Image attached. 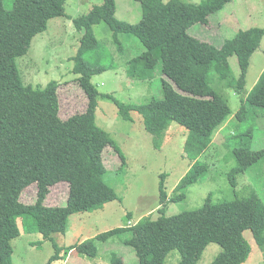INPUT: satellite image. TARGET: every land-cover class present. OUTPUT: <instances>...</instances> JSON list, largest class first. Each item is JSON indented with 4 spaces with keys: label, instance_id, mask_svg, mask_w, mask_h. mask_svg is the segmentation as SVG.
Wrapping results in <instances>:
<instances>
[{
    "label": "trees",
    "instance_id": "trees-1",
    "mask_svg": "<svg viewBox=\"0 0 264 264\" xmlns=\"http://www.w3.org/2000/svg\"><path fill=\"white\" fill-rule=\"evenodd\" d=\"M66 1L13 0L8 8L5 0H0V264H16L12 241L20 236L19 218L31 216L36 223L33 232L54 241V234L65 233L71 215L94 212L109 202L121 201L104 180L107 170L103 152L112 140L95 120L100 93L92 78L108 70L93 56L98 47L94 26L102 22L110 26L121 52V34L137 37L145 47L127 61L128 77L152 80L161 66V76L172 81L163 79L161 99L119 105L121 113L125 117L130 111L140 113L146 131L157 137L173 122L179 123L188 130L185 153L195 162L176 187L175 197L168 198L165 175L161 176L163 209L158 218L144 217L131 227L117 228L98 238L107 240L132 231L125 243L135 250L138 264H164L174 249L181 253L179 264H196L211 243L222 246L212 264H242L250 254L246 231L252 232L257 244H264V201L256 192L217 204L208 198L198 210L171 216H166V209L169 203L184 198L188 187L208 169L198 158L209 150L216 129L231 115L225 91L243 92L250 58L261 46L264 28L240 31L218 48L190 35L189 29L197 23H208L211 14L233 0H202L199 4L137 0L143 15L135 24L116 18L115 0H103L87 15L74 19L83 35L77 55L71 58L73 72L88 103L84 111L63 118L60 84L52 81L45 88L25 85L17 60L29 52L34 37L48 28L50 20L65 14ZM234 55L240 66L238 77L229 62ZM248 107L264 108V72L236 115L239 121L247 114L255 120L262 118ZM229 151L226 160L236 159L229 176L232 184H236L238 175L264 160V149L253 150L248 140ZM62 182L68 187L66 205L44 204L51 187ZM32 184L38 187L37 200L24 204L20 197ZM55 249L48 264L62 259V248L55 245ZM80 249L96 252L92 241ZM110 264L125 263L122 257L113 255Z\"/></svg>",
    "mask_w": 264,
    "mask_h": 264
},
{
    "label": "rangeland",
    "instance_id": "rangeland-1",
    "mask_svg": "<svg viewBox=\"0 0 264 264\" xmlns=\"http://www.w3.org/2000/svg\"><path fill=\"white\" fill-rule=\"evenodd\" d=\"M115 1L117 19L132 24L141 20L143 9L139 1ZM181 1L192 4L202 2ZM12 3L13 0H5L8 8ZM101 4L103 0H67L65 14L50 20L48 28L34 37L29 52L17 60L25 85L45 88L52 81L60 84V115L63 118L84 111L88 103L76 82L78 75L73 72L74 61L71 58L77 55L83 35L75 27L74 19L87 15ZM251 28H264V0H233L211 14L208 23L193 25L189 34L221 48L240 31ZM94 35L98 42V47L93 50L94 61L100 60L103 66L108 67L107 71L92 78L100 93L96 125L112 140V144L103 152L107 170L104 180L115 189L121 201L109 202L103 209L94 212L71 215L65 233L54 234V241L33 232L36 223L31 216L19 218L20 236L12 241L13 261L16 264H48L56 252L55 245L62 248V259L53 264H110L113 255L122 257L125 264H138L135 250L125 243L132 237V231L118 233L107 240L98 236L117 228L131 227L144 217L158 218L163 209L160 203L161 176L165 175L168 198L175 197L178 194L176 187L195 162L185 153L188 130L182 125L173 122L167 131L157 137L146 131L140 113L130 111L125 117L120 111L119 105H141L153 98L163 97V79L172 81L161 76V66L152 80L132 79L127 75L126 63L145 50L140 40L133 35L121 34V52L106 22L94 26ZM229 62L235 77H238L240 66L236 55L230 57ZM263 72L264 38L260 48L250 58L243 92L225 91L231 115L216 129L209 150L198 158L199 162L207 164L208 169L188 187L184 198L169 203L166 216L198 210L208 198L217 204L256 192L264 201V160L238 175L236 184H232L229 176L236 166V159L228 161L225 158L230 152L229 148L234 150L246 140L253 150L264 149V108L248 107L250 112L255 111L262 117L257 120L250 114L243 121L236 116ZM37 191V184L28 186L20 201L24 204L35 203ZM67 197V183L62 182L51 187L44 204L63 207ZM244 237L250 246V254L242 264H264V244H257L251 231H246ZM88 241H92L96 247L93 254L80 249ZM70 248L74 249L70 251ZM221 251L222 246L218 243L209 244L196 264H212ZM180 261L181 253L174 249L164 264H179Z\"/></svg>",
    "mask_w": 264,
    "mask_h": 264
}]
</instances>
